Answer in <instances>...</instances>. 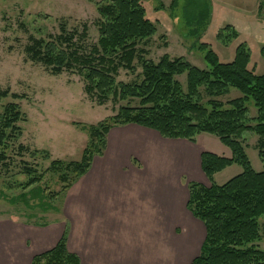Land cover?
Wrapping results in <instances>:
<instances>
[{
  "label": "trees",
  "instance_id": "16d2710c",
  "mask_svg": "<svg viewBox=\"0 0 264 264\" xmlns=\"http://www.w3.org/2000/svg\"><path fill=\"white\" fill-rule=\"evenodd\" d=\"M99 18V38L88 42V27L82 31H67L50 35L49 39L29 37L26 52L34 61L41 62L52 74L65 71L78 73L84 80V90L98 104L109 99H137V104L121 105L118 112L98 124L84 126L89 141L79 161L52 159L46 171L58 175L62 183L59 191L49 186L37 189L51 199L67 190L91 167L95 155H102L107 147V135L116 125L135 123L153 129L163 137L187 139L195 142L201 133L217 136L232 152L230 157L202 151L201 168L210 181L206 185L189 181L187 208L203 222L206 235L199 254L191 264H264V247L260 219L264 217V74L249 67L250 51L243 42L236 48L232 61L222 62L209 44L202 43L207 68L190 63L183 56L164 54L158 61L147 58L140 44L157 32V26L147 16L142 0H101L96 3ZM264 7L260 0L259 9ZM239 35L228 24L217 36L226 42ZM264 56V45L261 48ZM138 61L142 67L140 81L117 82L120 69L135 72ZM186 73V85L177 76ZM231 88L241 96L224 101L222 96ZM8 89L0 91L7 96ZM15 98L21 97L13 93ZM257 108V116L249 117L248 102ZM18 102H8L0 111V164L10 158L7 151L23 134L18 122L25 120ZM252 132L258 135L256 147L263 169L256 171L247 155L244 138ZM28 149L20 143L17 153ZM32 155L51 153L34 148ZM237 163L243 171L223 184L214 181V175ZM30 176L27 185H40L44 173L24 166ZM33 189L37 190L36 187ZM43 192V193H44ZM68 228L57 244L37 254L32 264H80L76 253L67 247Z\"/></svg>",
  "mask_w": 264,
  "mask_h": 264
},
{
  "label": "rangeland",
  "instance_id": "374dc122",
  "mask_svg": "<svg viewBox=\"0 0 264 264\" xmlns=\"http://www.w3.org/2000/svg\"><path fill=\"white\" fill-rule=\"evenodd\" d=\"M99 1L101 0H0V91H9L7 96H0V111L8 102L14 101L20 104L26 117L18 122L23 134L7 151L10 158L5 165L0 164V217L18 216L41 223L57 219L58 212L64 207L71 214L73 204L71 201L66 202L67 192L51 199L46 192H39L37 189L46 185L53 191L61 189L62 183L58 175L46 171L51 160L79 161L89 141V132L84 126L98 124L115 115L121 105L138 103L137 99L111 98L105 104H98L84 90V80L78 73L65 71L52 74L49 68L32 60L26 52L30 35L49 39L50 35L61 33L62 25L67 31L81 32L85 24L88 27V42H97L99 13L96 3ZM142 2L147 16L157 26V32L140 44L146 49L147 58L158 61L164 54L171 57L183 56L193 65L207 68L209 65L204 59L202 43L209 44L208 48L215 51L222 62H230L235 57L237 46L244 42L250 51L249 67L257 74H264V56L261 52L264 45V7L262 10L258 8L260 0ZM228 24H232L239 35L226 42L219 39L217 33ZM135 64V72L121 68L117 82L140 81L142 67L138 61ZM177 78L186 85V73ZM13 93L21 97L15 98ZM241 95L238 89L231 88L221 99L226 101ZM248 106L249 117L257 116V108L252 101L248 102ZM161 138L164 143L162 146L157 144L155 161L162 168L165 180L169 176L174 181L178 180L177 187L183 186L182 192L179 193L178 190L180 209L190 214L185 206L188 182L198 181L210 185L200 167L201 151L230 157L231 149L210 133L199 134L197 140L188 146L189 149L173 145L177 140L185 139ZM257 140L258 135L248 132L243 143L253 168L261 171L263 162L256 147ZM20 143L28 147L22 154L17 153ZM34 148L50 151L51 157L44 158L42 152L32 155L31 150ZM142 149L139 156H144ZM132 161L137 162L134 158ZM26 164L34 168L36 174L44 173L40 185H27L30 176L25 173ZM242 171L243 167L234 163L217 172L214 181L223 184ZM191 215L193 219L189 221L180 210V220L165 219L164 226L182 230L181 233L189 232L190 236L192 232L195 236L198 232L192 222L201 221ZM260 224L262 239L258 243L264 247V217L260 219ZM198 245L196 244L195 253L200 247ZM191 255L189 256L192 257Z\"/></svg>",
  "mask_w": 264,
  "mask_h": 264
},
{
  "label": "crops",
  "instance_id": "0c3cea01",
  "mask_svg": "<svg viewBox=\"0 0 264 264\" xmlns=\"http://www.w3.org/2000/svg\"><path fill=\"white\" fill-rule=\"evenodd\" d=\"M163 143L159 132L135 123L111 128L104 153L94 156L90 169L67 191L71 214L64 207L57 219L41 223L0 217V264H32L67 228V247L79 256L80 264H191L206 229L195 220V236L165 228V219L180 220V210L189 221L193 218L180 209L183 186L177 187L178 180L169 176L165 180L155 161L157 144ZM192 143L185 139L173 145L189 149ZM141 148L145 157L138 155Z\"/></svg>",
  "mask_w": 264,
  "mask_h": 264
}]
</instances>
